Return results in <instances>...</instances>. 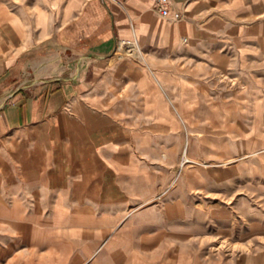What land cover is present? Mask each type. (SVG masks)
<instances>
[{"label": "crops", "instance_id": "obj_1", "mask_svg": "<svg viewBox=\"0 0 264 264\" xmlns=\"http://www.w3.org/2000/svg\"><path fill=\"white\" fill-rule=\"evenodd\" d=\"M170 4L179 19L154 0H0V182L132 196L163 163L151 149L168 128L248 116L264 68L258 0Z\"/></svg>", "mask_w": 264, "mask_h": 264}, {"label": "rangeland", "instance_id": "obj_2", "mask_svg": "<svg viewBox=\"0 0 264 264\" xmlns=\"http://www.w3.org/2000/svg\"><path fill=\"white\" fill-rule=\"evenodd\" d=\"M262 68L248 116L214 125L204 111L192 131L168 128L165 147L151 149L163 163L132 196L0 182V264H264Z\"/></svg>", "mask_w": 264, "mask_h": 264}, {"label": "built area", "instance_id": "obj_3", "mask_svg": "<svg viewBox=\"0 0 264 264\" xmlns=\"http://www.w3.org/2000/svg\"><path fill=\"white\" fill-rule=\"evenodd\" d=\"M154 8L163 19L177 20L181 17L180 12L172 8L170 0H154ZM121 43L129 44L130 41L122 40Z\"/></svg>", "mask_w": 264, "mask_h": 264}, {"label": "bare ground", "instance_id": "obj_4", "mask_svg": "<svg viewBox=\"0 0 264 264\" xmlns=\"http://www.w3.org/2000/svg\"><path fill=\"white\" fill-rule=\"evenodd\" d=\"M120 46H122V44H120ZM130 48L131 47V44H126V48Z\"/></svg>", "mask_w": 264, "mask_h": 264}]
</instances>
